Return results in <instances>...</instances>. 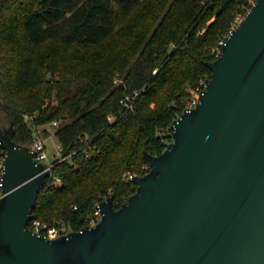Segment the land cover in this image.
<instances>
[{
    "label": "trees",
    "instance_id": "obj_1",
    "mask_svg": "<svg viewBox=\"0 0 264 264\" xmlns=\"http://www.w3.org/2000/svg\"><path fill=\"white\" fill-rule=\"evenodd\" d=\"M254 2L0 0V126L3 105L14 140L30 146L27 115L34 126L59 121L61 157L31 218L79 230L99 201L127 200L137 187L126 175L147 173L144 150L157 155L172 141L187 82L210 80L213 49ZM136 89L126 110L121 98Z\"/></svg>",
    "mask_w": 264,
    "mask_h": 264
},
{
    "label": "water",
    "instance_id": "obj_2",
    "mask_svg": "<svg viewBox=\"0 0 264 264\" xmlns=\"http://www.w3.org/2000/svg\"><path fill=\"white\" fill-rule=\"evenodd\" d=\"M196 107L118 208L56 238L28 227L50 170L13 138L5 106L0 264H264V0L233 28Z\"/></svg>",
    "mask_w": 264,
    "mask_h": 264
},
{
    "label": "built area",
    "instance_id": "obj_3",
    "mask_svg": "<svg viewBox=\"0 0 264 264\" xmlns=\"http://www.w3.org/2000/svg\"><path fill=\"white\" fill-rule=\"evenodd\" d=\"M244 17L245 16L238 17L235 20L233 27L226 34H224L222 36V38L219 40L218 46H216L213 49V53L216 54V57H219L221 55V53L223 51V46H224L225 42L227 41L228 37L230 36L233 28L236 27ZM157 70H158V68L154 69V73H156ZM122 81H123V79L121 78L120 74L118 73L115 76L114 82L119 84V83H122ZM208 83H209V80L207 77H201L196 83L187 82V90L189 93V100H188V103H187L186 107L184 108L183 112L185 110H190L191 108L196 107V105L198 104V102L200 100V95L204 91V89L206 88ZM142 91L143 90H137L136 89L132 93L126 94L125 96H123L121 98V103L124 105L126 110H132L135 107L136 99L141 94ZM181 114H178V116L176 118H178ZM26 121L33 128V139H32V143H31L30 147L37 151V156H36L37 160L40 162H43L46 166V169L50 170V173H51V168L53 166V162H51L49 160V153L47 151L46 142L41 137V134H42L41 126H34L33 125L32 116L27 115ZM52 124L54 126H58L59 121L55 120L52 122ZM90 147L91 146L88 143V145L85 149L87 154H90V150H89ZM58 153L61 154V150L59 148H58ZM5 155H6V153H5ZM5 155H3L0 158V200L5 195V193L3 191V181H4V175H5V167H4L3 161L5 158ZM143 167L144 168H150V165H149V163H147ZM135 175H136V173L129 172L126 175V177H128L129 179H133ZM58 182H60V179H58ZM100 202L101 201H99L95 206L93 215L90 218V223L88 224L90 226L96 225L102 218L103 213H102V210L100 207ZM28 227L31 230H33L34 232H36L40 235L46 236L48 238H56V237H59L63 234H67L70 231H72L71 227L68 224L64 223L63 221H57L56 223L50 224L48 222H43L37 218H31V217H30L29 222H28Z\"/></svg>",
    "mask_w": 264,
    "mask_h": 264
},
{
    "label": "rangeland",
    "instance_id": "obj_4",
    "mask_svg": "<svg viewBox=\"0 0 264 264\" xmlns=\"http://www.w3.org/2000/svg\"><path fill=\"white\" fill-rule=\"evenodd\" d=\"M241 16H245V15L238 14L236 19ZM2 123L4 124L5 122L3 121ZM56 127L57 126H54L51 122L41 126L42 129L41 137L46 142L47 151L49 153V160L51 162L61 157V154L58 153V148L61 150V147H60V142L57 136L55 135ZM164 132L168 133L167 130Z\"/></svg>",
    "mask_w": 264,
    "mask_h": 264
}]
</instances>
